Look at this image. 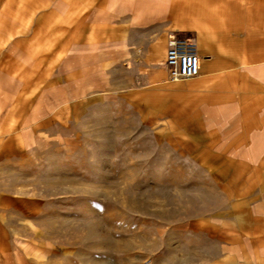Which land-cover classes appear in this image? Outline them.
Listing matches in <instances>:
<instances>
[{"label":"rangeland","instance_id":"374dc122","mask_svg":"<svg viewBox=\"0 0 264 264\" xmlns=\"http://www.w3.org/2000/svg\"><path fill=\"white\" fill-rule=\"evenodd\" d=\"M131 1L0 0V264H264L250 193L165 136Z\"/></svg>","mask_w":264,"mask_h":264},{"label":"crops","instance_id":"0c3cea01","mask_svg":"<svg viewBox=\"0 0 264 264\" xmlns=\"http://www.w3.org/2000/svg\"><path fill=\"white\" fill-rule=\"evenodd\" d=\"M124 2L118 0V12H125ZM131 3L133 13L147 18L141 26L190 39L199 58L198 75L176 84L162 83L157 61H151L150 103L154 98L165 136H202L204 171L247 190L251 200L240 203L258 205L251 219L264 223V0ZM7 118L5 110L0 120Z\"/></svg>","mask_w":264,"mask_h":264},{"label":"built area","instance_id":"2783aa9c","mask_svg":"<svg viewBox=\"0 0 264 264\" xmlns=\"http://www.w3.org/2000/svg\"><path fill=\"white\" fill-rule=\"evenodd\" d=\"M163 65L169 82L195 78L199 73V58L194 43L184 36L170 34Z\"/></svg>","mask_w":264,"mask_h":264}]
</instances>
